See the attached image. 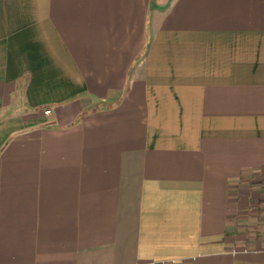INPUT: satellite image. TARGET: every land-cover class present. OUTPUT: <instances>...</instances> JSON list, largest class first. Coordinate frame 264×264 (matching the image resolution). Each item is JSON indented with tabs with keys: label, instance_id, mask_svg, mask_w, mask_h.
I'll use <instances>...</instances> for the list:
<instances>
[{
	"label": "crops",
	"instance_id": "crops-1",
	"mask_svg": "<svg viewBox=\"0 0 264 264\" xmlns=\"http://www.w3.org/2000/svg\"><path fill=\"white\" fill-rule=\"evenodd\" d=\"M0 264H264V0H0Z\"/></svg>",
	"mask_w": 264,
	"mask_h": 264
},
{
	"label": "built area",
	"instance_id": "built-area-1",
	"mask_svg": "<svg viewBox=\"0 0 264 264\" xmlns=\"http://www.w3.org/2000/svg\"><path fill=\"white\" fill-rule=\"evenodd\" d=\"M44 112H45V114H48V115L51 114V110L50 109H45Z\"/></svg>",
	"mask_w": 264,
	"mask_h": 264
}]
</instances>
